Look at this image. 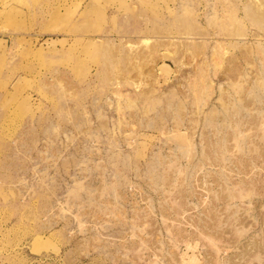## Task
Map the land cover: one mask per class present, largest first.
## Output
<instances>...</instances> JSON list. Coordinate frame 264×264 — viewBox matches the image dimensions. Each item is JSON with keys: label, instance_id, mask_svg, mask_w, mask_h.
<instances>
[{"label": "rangeland", "instance_id": "rangeland-1", "mask_svg": "<svg viewBox=\"0 0 264 264\" xmlns=\"http://www.w3.org/2000/svg\"><path fill=\"white\" fill-rule=\"evenodd\" d=\"M0 264H264V0H0Z\"/></svg>", "mask_w": 264, "mask_h": 264}, {"label": "bare ground", "instance_id": "bare-ground-1", "mask_svg": "<svg viewBox=\"0 0 264 264\" xmlns=\"http://www.w3.org/2000/svg\"><path fill=\"white\" fill-rule=\"evenodd\" d=\"M255 13V12H254ZM256 14V13H255ZM186 27V26H185ZM189 27V26H188ZM187 28V27H186ZM185 28V30H187V29H189V30H191V27L190 28H187L186 29ZM149 31H152V33H155V34H158V33H160L162 30L161 29H159V28H151ZM142 40H147L146 38H144V39H142ZM144 42H146V44H148L147 43V41H144ZM150 48V47H149ZM151 49V48H150ZM147 51V50H146ZM179 51V50H178ZM144 53V52H143ZM152 54L153 53H155V55H156V57L160 54L159 52H158V50L157 49H154V50H152V52H151ZM154 55V54H153ZM141 56H143L144 57V55L143 54H141ZM140 56V57H141ZM176 56H177V51H174V54H173V57L172 58H176ZM155 57V56H154ZM159 57H169L167 54H161V55H159ZM141 60H142V57H141ZM142 63V62H141ZM142 65H143V63H142Z\"/></svg>", "mask_w": 264, "mask_h": 264}]
</instances>
